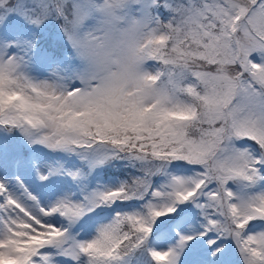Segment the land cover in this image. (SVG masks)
<instances>
[{
  "label": "snow or ice",
  "instance_id": "1",
  "mask_svg": "<svg viewBox=\"0 0 264 264\" xmlns=\"http://www.w3.org/2000/svg\"><path fill=\"white\" fill-rule=\"evenodd\" d=\"M0 264H264V0H0Z\"/></svg>",
  "mask_w": 264,
  "mask_h": 264
}]
</instances>
